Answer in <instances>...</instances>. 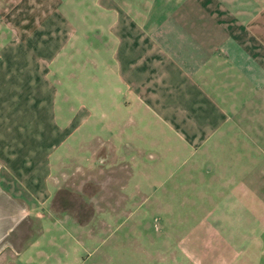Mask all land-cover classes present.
Returning <instances> with one entry per match:
<instances>
[{
  "label": "crops",
  "instance_id": "crops-1",
  "mask_svg": "<svg viewBox=\"0 0 264 264\" xmlns=\"http://www.w3.org/2000/svg\"><path fill=\"white\" fill-rule=\"evenodd\" d=\"M128 1L30 9L26 23L0 9V264H264V7L229 10L233 25L199 6L136 11ZM88 49L100 95L86 109L84 77H68L62 104L72 89L80 97L69 117L55 104V71ZM100 103L111 136L85 140L76 132ZM164 143L171 158L184 148L213 160L206 181L223 201L207 190L187 231L152 236L135 209L156 189L152 172L163 170L145 160L153 149L161 161Z\"/></svg>",
  "mask_w": 264,
  "mask_h": 264
},
{
  "label": "rangeland",
  "instance_id": "rangeland-1",
  "mask_svg": "<svg viewBox=\"0 0 264 264\" xmlns=\"http://www.w3.org/2000/svg\"><path fill=\"white\" fill-rule=\"evenodd\" d=\"M59 2H61V5H59ZM125 3L127 2L121 1V4H119L120 6L126 7ZM195 3H197L195 0L193 2L192 0H129L128 7L134 8L136 11H138V8L146 9L147 7H150L154 12H158L160 9L164 10L165 8L174 9L176 8V5H178V8L184 6L187 9L199 6L200 9L205 10L207 13H209V11L210 13L214 12V19L216 22L233 25L240 20L230 13L229 10H232L231 12H247V15L249 16V14L253 13V11L258 7H264V0H199L198 5ZM48 7L62 8V10L66 9L69 12L77 11L78 8L81 9V7H87L89 8L88 10L94 8L93 0H0V9H4V13H19L18 17H16V21H12L14 23H26L25 20L28 19L30 9L41 10ZM71 17L76 20V16ZM10 18L15 19V16L11 15ZM141 18V16L136 15V22L141 23ZM174 18L178 20V18L180 19V16H175ZM204 20L205 22H210L208 21L207 16H204ZM89 52V49L84 50L81 53H78V51L76 53L73 52V62L69 64L67 60L65 65H61L62 63L60 64V67L62 66L60 71H55L58 72L57 76L59 83V91L55 98V104L57 107L60 106V108L58 107L59 110L61 109V106H63L66 114H68L69 117H71V115L76 112L77 106L79 105L78 102H80V97L73 94L74 92H77V89H72L70 91L71 95L68 96V102L62 104V94L64 92V86L62 85L63 83L68 85V77L74 78V76H76L78 73H81L84 77L83 87L87 88L86 91L88 95L83 96L82 99L85 103L84 105L86 109H89L88 107L90 106L88 102L91 101L92 98L94 99V97H99L100 95L97 84L92 80V77H94V74L99 66H96V63H93L94 60L93 58L89 57ZM60 59L61 58H59V60ZM79 59H81L80 63H78ZM107 85L108 81L105 85L107 87H105V94H108L110 91V85ZM70 86L73 87L72 84ZM69 104H71V107H73L72 109L70 107V111L68 110V106H70ZM99 105H101V109H94V111H91L88 121L83 123L76 132L77 134L82 135L85 140L94 139V135H103L105 136L103 137L104 139H109L111 136V129L107 126V120L111 119L110 105L107 103H100ZM82 114L83 112L81 115ZM123 120L124 122L126 121V116L123 118ZM150 130V134L153 136V138L163 139V137H166V132L164 133L155 131L154 128ZM137 134L138 133L136 132V135ZM76 137L78 136L76 135ZM142 137L145 138L146 141L148 140V138L144 137L143 135ZM175 141H177L176 138ZM91 143L96 144V140H91ZM162 145H164L165 148L163 152L164 157L161 159V161H156V153L153 149L150 150L152 155L147 157V160H145L147 163H150L152 167H157L158 164H160V167L163 170L161 172H152L155 175H152L151 184L156 185V189L154 192L151 191V199L148 201L147 207L135 209L136 219L141 218L140 216H144L145 224L150 227L149 230H146L145 225L144 232H147L152 236L156 235L155 233L158 232L162 233V229L166 230V232L170 234H174L177 229L179 232L187 231L191 225L207 210V207L210 204L209 202H211V200L208 201L207 199L208 194L205 193L207 190L209 191L211 199L214 202L223 201L222 196L215 195L212 193L213 191L210 192L211 188H218V184H210L208 181H206L207 167L214 164L213 160L200 159L198 158L200 156H197L196 154L190 155L189 152L184 150V148H182V151L179 150L176 152V159L171 158L172 153L165 150L166 148H170L169 146H171V144L164 143ZM147 146L148 144H146V142L143 143L142 141L137 140L135 143L136 148H147ZM202 157L206 156L204 155ZM196 170H199L200 173H202L201 176L204 181H199V175H195V173H197ZM184 171H188L191 176L185 175L186 172ZM182 178H184V180L181 181ZM160 183L162 186L168 187L166 191L165 189H160V186L158 185ZM176 183H185L189 189L187 188V190L183 191L169 189ZM192 184L203 187L201 190L203 192L200 193L197 192L195 188H190ZM221 189L222 186L220 190ZM204 199L206 200L205 205L199 204V202H203ZM160 226L163 228L158 230ZM136 227H138V225H136ZM143 242L144 241L141 243ZM121 249L123 248H120V250ZM139 257L130 259L129 264H143L140 262L143 257L141 255H139Z\"/></svg>",
  "mask_w": 264,
  "mask_h": 264
}]
</instances>
